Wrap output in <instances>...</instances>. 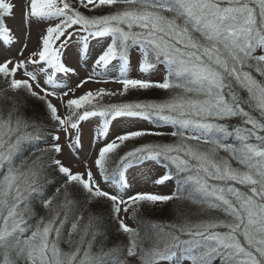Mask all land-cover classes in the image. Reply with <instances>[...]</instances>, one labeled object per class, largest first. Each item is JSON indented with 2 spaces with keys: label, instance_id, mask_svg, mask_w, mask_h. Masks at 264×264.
I'll use <instances>...</instances> for the list:
<instances>
[{
  "label": "snow or ice",
  "instance_id": "1",
  "mask_svg": "<svg viewBox=\"0 0 264 264\" xmlns=\"http://www.w3.org/2000/svg\"><path fill=\"white\" fill-rule=\"evenodd\" d=\"M0 264H264V0H0Z\"/></svg>",
  "mask_w": 264,
  "mask_h": 264
},
{
  "label": "rangeland",
  "instance_id": "2",
  "mask_svg": "<svg viewBox=\"0 0 264 264\" xmlns=\"http://www.w3.org/2000/svg\"><path fill=\"white\" fill-rule=\"evenodd\" d=\"M6 2H12L16 5H19L20 0H6ZM7 23L10 27H12L14 30H18L20 28L21 24V11L19 7L14 9V17H10L7 19ZM39 29L36 27H33L32 29V35H33V41L29 47L28 50L25 51V55H28L31 50L35 48V36ZM96 49H93V52H95ZM70 65L76 66L77 61L75 56L69 55L68 61ZM135 61H133V64ZM89 69L86 68L83 63H81L80 68H79V73L80 77H85L88 73ZM130 74L135 77L137 75L135 70H130ZM77 78L72 77L71 80H68L67 83L70 85L74 86ZM119 86L116 85L115 83H108V84H95L92 82H89L84 86V88L80 89L77 91V95L82 94L84 91L87 90H96L97 88H105L107 90H115ZM132 97H114L111 98L113 102H118L121 99H131ZM109 98H105V102H108ZM55 102V101H54ZM123 126V125H122ZM131 127L135 128L136 125H130ZM143 127H146L147 124L146 122L142 125ZM61 142L64 143V155L60 157L62 161L66 165H71L73 166V171L75 172H84L85 171V164L83 163L84 161L88 162V165L91 166L92 160L95 158V151L90 147L89 145V136L87 135V132L83 138V147L77 149L75 153H72L71 155L69 148L67 147V142L64 141V138H61ZM96 169L93 168V172H95ZM164 172V168L159 169V171L152 170V169H143L141 171H136L133 172L130 177V188L127 190L128 195L135 194L136 192L144 191V192H152V193H159V194H169L174 188V184L172 182H168L165 185H155L152 183V180L161 175ZM149 173H151L149 175ZM102 187H104L106 190H111L110 186L104 185L103 182L101 181ZM151 214L153 215L152 212H145L146 215ZM164 215L168 213V219H170V213L168 210H165L162 212ZM167 216V215H166ZM126 223L132 224V220L129 218H126Z\"/></svg>",
  "mask_w": 264,
  "mask_h": 264
},
{
  "label": "trees",
  "instance_id": "3",
  "mask_svg": "<svg viewBox=\"0 0 264 264\" xmlns=\"http://www.w3.org/2000/svg\"><path fill=\"white\" fill-rule=\"evenodd\" d=\"M153 139H157V138H153ZM163 211H165V210H162V209H155V210H153V211H151L152 213H153V215H151V214H149L148 213V215H146L145 213H144V215H146V216H149L151 219H153V220H157V221H167L168 220V213L167 214H163L162 212ZM167 215V216H166Z\"/></svg>",
  "mask_w": 264,
  "mask_h": 264
}]
</instances>
